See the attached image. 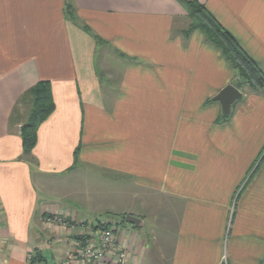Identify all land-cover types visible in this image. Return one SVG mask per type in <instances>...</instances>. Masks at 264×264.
Wrapping results in <instances>:
<instances>
[{
    "label": "crops",
    "instance_id": "0c3cea01",
    "mask_svg": "<svg viewBox=\"0 0 264 264\" xmlns=\"http://www.w3.org/2000/svg\"><path fill=\"white\" fill-rule=\"evenodd\" d=\"M197 1L264 73V0ZM189 24L178 0H0V264H60L94 227L75 190L56 203L43 190L82 173L120 218L106 220L125 264H264V87H236ZM40 80L54 110L26 154L25 92ZM228 84L242 95L224 114Z\"/></svg>",
    "mask_w": 264,
    "mask_h": 264
},
{
    "label": "trees",
    "instance_id": "16d2710c",
    "mask_svg": "<svg viewBox=\"0 0 264 264\" xmlns=\"http://www.w3.org/2000/svg\"><path fill=\"white\" fill-rule=\"evenodd\" d=\"M178 1L184 6L190 19L187 32L196 28L200 29L207 39L216 45L231 62L238 76L234 85L239 88L241 85L247 84L254 89H262L264 87L263 71L239 46L234 37L214 19L205 6L197 0ZM70 7L71 4L68 3L66 11L69 12ZM83 28L85 31L92 33L88 26H83ZM94 38L100 41V38L96 35H94ZM25 95L31 96L32 106L27 121L20 128V136L23 151L28 154L36 144L38 126L53 112L54 103L50 82L47 80L38 81L25 92ZM225 117L227 115H223V118ZM75 154H77V150Z\"/></svg>",
    "mask_w": 264,
    "mask_h": 264
},
{
    "label": "built area",
    "instance_id": "2783aa9c",
    "mask_svg": "<svg viewBox=\"0 0 264 264\" xmlns=\"http://www.w3.org/2000/svg\"><path fill=\"white\" fill-rule=\"evenodd\" d=\"M54 221L67 223L60 216L48 217L49 224ZM113 233L112 222L106 219L97 220L92 229L77 235L78 239L74 240L71 250L60 264H125V248L117 243ZM28 260L30 264H46L38 261L32 254L28 256Z\"/></svg>",
    "mask_w": 264,
    "mask_h": 264
},
{
    "label": "rangeland",
    "instance_id": "374dc122",
    "mask_svg": "<svg viewBox=\"0 0 264 264\" xmlns=\"http://www.w3.org/2000/svg\"><path fill=\"white\" fill-rule=\"evenodd\" d=\"M88 173H82L81 174V178H80V182L77 183V185L73 186L71 184V181L69 182V184H59L56 183L57 180L56 179H52L49 178L46 186H44L43 190L46 191V193L48 195H50V199H48V201L50 202H58L59 201V196L62 194H70V192L75 193L74 197L76 198V200L79 203H82V205H84L85 207V211L83 212V215L86 219L90 220L94 218H98V220H102V219H107L106 217H112L115 221H119L120 218L117 216H114L115 214H106L104 211V206H106L104 203V201L100 202V199L104 200V196H101L100 191H98L100 188L97 182H95L94 180H91L92 177H89L87 175ZM134 197L132 198V196L128 197V203L130 205V207H134L135 205V201H134ZM141 201H143L140 198V203H142ZM55 202V203H56ZM132 205V206H131ZM101 206V207H100ZM100 207V208H99ZM96 211V212H94ZM103 211V212H102ZM101 212V214H99ZM97 213V214H95ZM92 215H96V217L91 218ZM113 215V216H112ZM121 220H123L125 218V214L121 215ZM113 221V220H111ZM84 223H86V221H84ZM83 223V224H84ZM96 223V222H95ZM52 224V222L50 223Z\"/></svg>",
    "mask_w": 264,
    "mask_h": 264
},
{
    "label": "water",
    "instance_id": "95a60500",
    "mask_svg": "<svg viewBox=\"0 0 264 264\" xmlns=\"http://www.w3.org/2000/svg\"><path fill=\"white\" fill-rule=\"evenodd\" d=\"M241 95V92L234 85L228 84L214 96V100L220 103L222 112L228 114L231 104L239 99ZM124 221L135 227H140L142 225V220L130 212L125 214Z\"/></svg>",
    "mask_w": 264,
    "mask_h": 264
}]
</instances>
